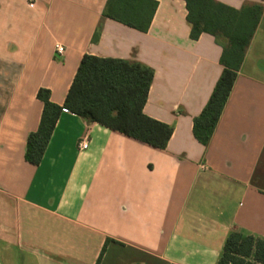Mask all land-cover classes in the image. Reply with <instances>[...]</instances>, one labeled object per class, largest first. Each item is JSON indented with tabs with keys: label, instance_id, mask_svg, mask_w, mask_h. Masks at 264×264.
<instances>
[{
	"label": "crops",
	"instance_id": "1",
	"mask_svg": "<svg viewBox=\"0 0 264 264\" xmlns=\"http://www.w3.org/2000/svg\"><path fill=\"white\" fill-rule=\"evenodd\" d=\"M155 1L143 33L103 18L108 0H0V264H217L233 231L264 241V12L205 147L193 122L225 41L192 40L185 1ZM84 55L154 70L144 113L173 127L166 149L64 110L41 163L25 160L38 91L63 106Z\"/></svg>",
	"mask_w": 264,
	"mask_h": 264
},
{
	"label": "trees",
	"instance_id": "2",
	"mask_svg": "<svg viewBox=\"0 0 264 264\" xmlns=\"http://www.w3.org/2000/svg\"><path fill=\"white\" fill-rule=\"evenodd\" d=\"M184 1L192 40L209 34L225 41L221 43L220 58L223 72L193 122L195 139L207 147L258 29L264 6L248 4L238 10L218 0ZM157 7L155 0H108L103 18L146 33ZM153 78L154 70L139 62L84 55L63 106L51 101L49 90L38 91L43 111L38 129L28 137L25 160L33 165L41 163L64 110L154 148L166 149L173 127L144 113ZM217 264H264V241L233 231Z\"/></svg>",
	"mask_w": 264,
	"mask_h": 264
},
{
	"label": "built area",
	"instance_id": "3",
	"mask_svg": "<svg viewBox=\"0 0 264 264\" xmlns=\"http://www.w3.org/2000/svg\"><path fill=\"white\" fill-rule=\"evenodd\" d=\"M56 53L58 56H62L65 53V50L62 46H57ZM90 145V136L89 132H86L85 135L80 140L78 146L80 150H87Z\"/></svg>",
	"mask_w": 264,
	"mask_h": 264
}]
</instances>
